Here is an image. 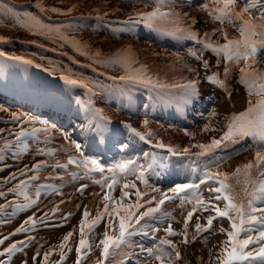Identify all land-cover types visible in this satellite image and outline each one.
I'll return each mask as SVG.
<instances>
[{
  "label": "rangeland",
  "instance_id": "rangeland-1",
  "mask_svg": "<svg viewBox=\"0 0 264 264\" xmlns=\"http://www.w3.org/2000/svg\"><path fill=\"white\" fill-rule=\"evenodd\" d=\"M0 2L8 4L15 12V15H10L4 10H0V35L7 38L5 42H0V51L5 53L4 57H0V97L3 99H0V108L5 109L0 110V129L6 130L0 134V145L3 144L4 138L15 141L14 133L19 131L21 127L28 129L48 127L50 129L48 133L38 132L35 136L25 138L29 144L26 151H21L14 143L9 151L3 153L4 160L0 161V191L7 193L9 188L24 180L27 182L25 191L31 198L35 199V186L41 185L42 187L36 205L23 211L17 210L15 215H9L13 211L11 206L5 209L4 213H0V220L7 221L0 223V238L12 232L29 216L35 214L37 218L34 227L29 226L30 230L28 232L11 236L4 245H0V250L12 242L24 240L30 236L32 239L27 242L28 246L23 251L13 255L11 264H22L23 261H26L27 264H34L32 258L37 249H39V256L35 264H42L44 253L48 252L49 249L54 250L49 255L47 264H76V247L79 245L81 237L79 221L83 216L85 205L89 207L90 216L95 218L97 207L103 209L101 198L108 192L107 187L102 188L99 183L94 182L102 179L101 174L93 172L85 177L83 167L75 164L70 165L68 169H53L45 166L39 170V180L29 181L28 178L36 173L29 171L25 175H20L18 170L26 165L31 168L38 161L55 163L56 160H60L66 162L69 155L75 156L78 161H81L83 157L77 155L73 148L67 146L65 133L72 140L81 143L84 156L97 159L106 168L118 160L128 158L137 160L139 164H146L147 161L143 154L145 152L158 153V149L153 147V144L156 140L165 142V136L169 143L182 149L197 142L207 143L209 136L218 137L221 131L224 130V117L226 115L239 113L247 107L245 88L238 82V67H233L231 77H228L227 80V86L232 91L231 98L217 87L219 92L216 99L217 103L215 102L213 107L208 106L209 109L205 112H201L202 115L208 116L210 109H215L217 115L211 120V124L217 131L202 132L203 126L199 125L192 131L188 130L189 135L177 136L173 130H170L165 123L153 115L159 112L155 108H159L161 105L151 103L152 97L148 90L141 86L132 88L131 102L127 97H120L118 93L112 91L114 87L122 86L119 83L114 85V82L108 78L123 74V69L119 66L95 64L89 56L80 55L76 52L71 44L33 34L27 28L17 24V18H23L24 13L38 15L46 23L62 25V31L67 36L87 42L93 50L100 49L105 55L115 52L121 46H130L135 51L138 61L149 65L152 72L156 73L161 79L167 82H182V77L191 78L194 73L188 71L183 73L181 64L174 62V54L183 56L184 61L187 60L189 64L197 62L188 55L179 54L182 49L178 48V45L186 46L191 41H175L151 32L142 26H137L134 31L126 33L110 31L112 28L123 27L122 24H117L115 21L124 20L132 8L150 10L146 6L152 5L153 0H41L46 7L56 6L67 9L76 5L75 10L67 15H57L51 12L41 13L34 6L37 0H0ZM203 2L204 0H188V3H185V0H175L178 11L189 13L200 21L194 27L201 34L213 27L210 20L206 18V14L196 8L197 5ZM117 8L121 10L115 11ZM97 11L100 13L109 11L114 12V14L106 17L105 23H102L95 18ZM108 21L112 23L108 24ZM229 32L231 35H236L233 29H229ZM212 39L216 40L217 36L214 35ZM221 42L223 41L221 40ZM9 56H22L25 59H31L33 64L26 65L7 59ZM204 58L210 61L211 70L220 74V66L217 68L215 64V56L211 52H206ZM74 60L79 61V63H75ZM89 64H92V67H89ZM36 65L41 67H36ZM197 65L200 66L199 62ZM256 67L264 69V52L258 54ZM178 71H181V73L178 74ZM200 71L204 76V70L201 66ZM66 72L74 77H83L88 81L95 82L97 85H103V89L100 90V94L92 96L84 88L67 85L59 79L60 75ZM204 93L201 92V94ZM200 96L198 101H203L202 95ZM76 97L81 98L80 104H77ZM17 98L20 100L18 101ZM89 99L92 100L96 109L101 110L104 115L111 119L112 135L109 139L94 141L89 138V134L81 131L82 127L86 128L87 124L92 122L91 113L86 116L83 108V105ZM17 103L22 104L18 105ZM42 111L46 112L42 113ZM50 111L55 112V116L60 115L69 118V115L73 114L77 117L71 116L69 124L62 127L60 124L58 125V122L65 120L60 119L59 116H57V120L52 119L49 114ZM11 113L31 117L34 122L18 123L11 119ZM145 119L148 120L147 130L153 132V136L150 138L153 144L140 141L124 127V123L133 124L132 127L143 132L145 129L142 127V122ZM194 124L197 125L199 122ZM8 129H11L13 134H10L7 131ZM116 136L126 138V141L122 139L114 145ZM120 143L127 144L128 147L122 151ZM112 146L116 148L114 153H110L112 151L109 147ZM37 148H52L56 151L52 156H48L37 154ZM93 150H98L100 153H93ZM190 151L194 154L199 150L191 148ZM218 151L219 155L215 162L207 163V160L211 157L197 158L194 155L190 158V162L192 161L194 162L192 164H195L193 170L186 166L174 170L167 169L161 176L150 175L148 184L168 195H172L168 192V189L177 183H199L200 177L209 170L215 172L218 169L221 172L231 174L237 166L251 160L254 156L251 139L243 140L241 143ZM12 152H19V158H14ZM14 172L17 173L16 179L9 183H3L4 179ZM73 173L76 176L75 179H73ZM103 175L107 177L109 173L105 171ZM126 179L129 182H135L141 190L148 191L149 197L152 195L159 197V192L152 193L145 185L136 180L135 176L129 175ZM237 179L241 181L240 184L236 183ZM244 179L243 174H241L238 178L233 177L230 181L236 189L241 190L242 196H244ZM165 181L170 184H163ZM124 182V177L118 178V182L111 192L112 198L118 199L120 197V190ZM48 185L56 186L58 191H52L47 187ZM81 185H87L82 193L77 191ZM210 186H218V184L215 180H212L200 185L199 190H188L183 207H181L179 196L172 200H166L161 209L162 213H169L170 218L166 219L162 213L158 214L157 219L149 221L158 231L149 236L136 235L132 238L133 241L136 244H143L144 247H151L166 236L164 230L168 228L169 224H171L174 231L182 232L184 218L187 216L188 211L192 210L195 197L199 196L207 202L210 196L213 195L207 190ZM127 191L130 193L128 199L134 201L135 196L132 193L135 192V189H128ZM94 193L99 195H94ZM188 200H191L192 203H189ZM7 201H15L17 204L25 203L23 194L7 193L5 197H0V204H5ZM61 201L64 202L61 203ZM215 203H218L221 208L224 204L222 200ZM78 205L79 207H77ZM56 206H58V209L53 214L51 209ZM152 206L154 207L155 203ZM69 212L72 213L71 216H67ZM45 213H48L50 218L40 221L39 218L43 217ZM209 215L214 216V211L198 210L194 213L187 230L190 240L195 231L196 217H200V222L205 224L206 217ZM66 216L67 219H64ZM115 222L118 226V220ZM90 223L91 221L86 219L85 231L88 233L86 239L93 245V248L87 255V259L83 260V264H93V261L100 258L101 248L96 245H99V241L103 238V232L105 226L109 224V218L105 215L89 232L87 225ZM221 228H230L228 218H217L214 220L210 231L201 234L202 237L207 239L206 243H203L201 239H197L195 243L184 244L181 243V236H168L167 239L177 244L182 257L176 264H216V256L223 246L222 242L227 239L226 235L220 232ZM149 231L151 230L149 229ZM69 232H73V236L68 242H64L63 237ZM61 243L66 244L63 249L60 247ZM69 248H71V251L68 250ZM128 251L130 260L126 264H159L154 258L147 257L145 252H141L138 246H134ZM205 251L206 253H203ZM61 252L65 255L63 260H61Z\"/></svg>",
  "mask_w": 264,
  "mask_h": 264
},
{
  "label": "snow or ice",
  "instance_id": "snow-or-ice-1",
  "mask_svg": "<svg viewBox=\"0 0 264 264\" xmlns=\"http://www.w3.org/2000/svg\"><path fill=\"white\" fill-rule=\"evenodd\" d=\"M185 3H188V0H185ZM34 6L41 13L51 12L57 15H67L76 8V5L67 9L56 6L46 7L41 0H37ZM146 7L150 10L132 8L124 20L115 21L117 24H122L123 27L112 28L110 31L126 33L134 31L137 26H142L151 32L175 41H191L193 47L187 49V55L198 61L203 68V80L222 89L229 98H231L232 91L227 86V80L233 67H238V82L245 88L247 107L239 113H232L224 117V130L221 131L218 137L211 136L207 143L197 142L183 149L165 144L160 140H156L153 144L150 139L153 132L147 130V119L142 122V127L145 129L143 132L138 131L130 124L124 123V127L140 141L153 144L156 149L166 150L168 155L145 152L143 155L147 161L146 164H139L137 160L128 158L118 160L106 168L97 159L84 156L81 143L72 140L65 133L67 146L73 148L77 155L83 157L81 161H78L72 155L67 157L66 162L60 160H56L55 163L38 161L31 168L26 165L24 168L19 169V174L25 175L31 171L36 174L31 175L28 178L29 181H37L40 179L39 170L45 166L53 169H68L70 165L74 164L83 167L85 177L93 172L101 174L102 179L94 182L99 183L102 188L107 187L108 192L102 196L103 209L97 207L95 218L90 216L89 207L85 205L83 216L79 221L81 237L79 245L76 247V264H83V260L87 259V255L93 248V245L86 239L88 234L85 231L86 219L91 221L87 225L90 232L92 227L105 215L109 218V224L105 226L103 238L99 241V245H96L101 248L100 258L93 261V264H126L130 260L128 250L134 246H138L141 252H145L147 257L154 258L159 264H176L182 257L177 244L167 239V237L181 236V243L184 244L195 243L197 239H201L203 243H206L207 239L202 237L201 234L210 231L214 220L219 217L228 218L230 228L220 229V232L225 234L227 239L222 242L223 246L216 256V264H264V69L256 67L258 54L264 52V0H204L196 8L206 14V18L210 20L213 27L210 30H205L203 34L194 27L200 21L189 13L178 11L175 0H153V4ZM0 10L15 15L14 9L6 3L0 2ZM120 10L119 8L115 9V11ZM113 14L114 12L105 11L100 13L97 11L95 18L105 23V18ZM107 23L111 24L112 22L108 21ZM17 24L27 28L33 34L71 44L76 52L80 55L89 56L95 64L119 66L123 69V74L108 78L114 82V85L117 83L122 85L118 88L114 87L112 91L118 93L120 97H127L129 102L132 99V88L136 86H141L149 91L152 104L175 105L177 110H182L187 105L194 104L199 97V86L202 83L199 78L200 72L197 68L185 62L183 57L179 55L174 54V62L180 63L182 68L194 73L195 77L192 79L182 77V82H167L152 72L149 65L140 63L135 51L130 46H121L115 52L105 55L100 49L93 50L87 42L67 36L62 31V25L46 23L38 15L24 13L23 18H17ZM229 29H233L236 35H231ZM214 35L217 36L216 40L212 39ZM6 39L0 35V42H5ZM206 52H211L215 56L217 68L223 63V79L220 78L218 72L211 70L210 61L204 58ZM4 56L5 53L0 51V57ZM7 59L26 65L33 64L31 59H25L22 56H9ZM74 62L79 63L75 60ZM88 66L92 67V64ZM36 67L41 66L36 65ZM59 79L67 85L84 88L92 96L100 94V90L103 89V85H97L95 82L88 81L83 77H74L68 72L61 74ZM76 101L77 104H80L81 98L76 97ZM83 108L86 116L91 113L92 122L87 124L86 128L82 127L81 131L89 134V138L94 141L109 139L112 135L111 119L104 115L101 110L96 109L91 99L83 105ZM0 110L5 109L0 108ZM216 115L215 109L209 111L208 119L210 122L204 125L201 129L202 132L217 131L211 124V120ZM11 119L18 123L34 122L31 117H25L19 113H11ZM5 131V129H0V134ZM7 131L13 134L11 129ZM49 131L48 127L43 129L21 127L19 131L14 133L15 141L4 138L3 144L0 145V161L4 160L3 153L9 151L14 143L18 149L26 151L29 144L25 138L35 136L38 132L48 133ZM185 135H189L186 130ZM247 139L252 141L254 156L251 160L237 166L231 174L221 172L218 169L215 172L209 170L200 177L199 183H177L169 188L168 192L172 195H168L148 184L150 175L161 176L164 174L169 167L171 156L195 155L197 158H210L217 150L227 149L231 145L241 143ZM120 147L123 151L128 145L121 144ZM191 148L199 149V151L192 154ZM55 151L52 148L36 149L37 154L48 156H52ZM19 154V152H12L13 157L16 159L19 158ZM105 171L109 173L107 177L103 175ZM241 174L245 178L243 181L244 196H241L236 191L235 185L230 182L233 177L238 178ZM16 175L15 172L11 173L9 177L4 179L3 183L15 180ZM129 175L135 176V179L145 185L152 193L159 192V197L156 195L149 197L148 191L138 188L135 182L127 181L126 178ZM72 176L73 179L76 178L74 173ZM119 177L125 178L120 190L121 195L118 199L112 198L111 192ZM212 180H215L218 184V186H210L207 189L213 195L210 196L207 202L199 196L195 197L192 210L188 211L187 216L184 218L182 232L174 231L171 224H169L168 228L164 230L166 236L151 247H144L143 244H136L133 241L132 238L136 235L149 236L158 231L149 221L157 219V215L162 213L161 206L166 200H172L179 196L181 207H183L188 190H199L200 185ZM236 183L240 184L241 181L237 179ZM26 185L27 182L21 180L7 190V193L23 194L25 203L17 204L15 201H7L5 204H0V213H4L5 209L11 206L13 211L9 215H15L17 210L23 211L38 203L42 186H35V199H33L25 191ZM47 187L54 192L58 191V188L54 185H48ZM86 187L87 185H81L77 191L82 193ZM128 189H135V192L132 193L135 196L134 201L128 199L130 197ZM7 193L0 191V197H5ZM94 195L99 194L94 193ZM221 200L224 202L222 208L218 203H215ZM63 202L61 201V203ZM188 202L192 203L191 200H188ZM153 203H155L154 207L152 206ZM57 209L58 206L53 207L51 212L55 214ZM198 210L214 211L215 215L206 217L205 224L200 222V217H196L195 231L190 240L187 231L189 221ZM162 214L166 219L170 218L169 213L163 212ZM71 215V212L67 214V216ZM67 216L64 219H67ZM49 218L48 213H45L39 220L43 221ZM116 220H118V226ZM4 222L7 221L0 220V223ZM36 223L35 214L29 216L12 232L0 238V245H4L11 236L28 232L30 230L29 226L34 227ZM72 236L73 232L67 233L64 235L63 241L68 242ZM31 239L32 237L29 236L24 240L12 242L7 247L2 248L0 250V264H11L13 255L23 251L28 246L27 242ZM65 246V243L60 245L62 249ZM53 250L49 249L48 252L44 253L42 264H47L48 257ZM68 250L71 251V248ZM38 256L39 249L36 250V254L32 258L34 264ZM64 258L65 255L61 252V260ZM22 264H27V262L23 261Z\"/></svg>",
  "mask_w": 264,
  "mask_h": 264
},
{
  "label": "bare ground",
  "instance_id": "bare-ground-1",
  "mask_svg": "<svg viewBox=\"0 0 264 264\" xmlns=\"http://www.w3.org/2000/svg\"><path fill=\"white\" fill-rule=\"evenodd\" d=\"M87 1V0H86ZM223 68H224V65H223V63H221L220 64V74L221 75H223ZM229 77H231V75L229 76ZM5 93V92H4ZM1 94V93H0ZM1 96V95H0ZM8 96H9V94H8ZM10 97H12V96H10ZM13 98H15V97H13ZM0 99H2L1 97H0ZM16 99V98H15ZM18 99V101L20 100L19 98H17ZM3 100V99H2ZM5 101V100H4ZM23 102V101H22ZM18 105H21L22 103H17ZM41 108V107H40ZM42 109V108H41ZM43 110H45L44 108H43ZM50 117L52 118V119H55V120H57L56 118H57V116H59V118L60 119H63V118H65V117H62V116H60V115H57V116H55V112H51L50 111ZM68 114H69V111H68ZM71 116H73V117H77L76 115H73V114H70L69 115V117H71ZM59 119V120H60ZM63 120H66V118L65 119H63ZM63 124H64V122L62 121V120H60ZM59 125V124H58ZM133 125V124H132ZM60 126H62V124H60ZM121 139H123V138H121ZM121 139H118V141L120 142V140ZM121 144V143H120ZM114 149H116V148H111V150L110 151H113ZM94 151V153H100V152H98V150H93ZM166 178V177H165ZM236 191L237 192H239V194L242 196V194H241V190L239 189H236ZM191 247V246H190ZM206 249H208V248H206ZM204 250V249H203ZM192 253V252H191ZM203 253H206V251L205 252H203ZM207 255V254H206ZM208 257V256H207ZM192 261V260H191Z\"/></svg>",
  "mask_w": 264,
  "mask_h": 264
}]
</instances>
